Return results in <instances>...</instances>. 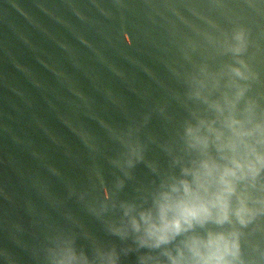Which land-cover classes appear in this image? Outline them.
Wrapping results in <instances>:
<instances>
[{"label":"water","instance_id":"obj_1","mask_svg":"<svg viewBox=\"0 0 264 264\" xmlns=\"http://www.w3.org/2000/svg\"><path fill=\"white\" fill-rule=\"evenodd\" d=\"M0 264H264V0H0Z\"/></svg>","mask_w":264,"mask_h":264},{"label":"clouds","instance_id":"obj_2","mask_svg":"<svg viewBox=\"0 0 264 264\" xmlns=\"http://www.w3.org/2000/svg\"><path fill=\"white\" fill-rule=\"evenodd\" d=\"M230 170H225V173L221 176V183L224 185L223 187H220L217 191L211 192L209 191L208 187L204 185H200V187L203 188L204 193L208 196L207 204H212L216 202H222L225 194L228 192H231V186L228 184L227 180L224 179V175H227ZM185 193L189 194L188 186L185 185ZM194 196L193 200H180L177 201L174 205H162L161 206V213H160V224H153L149 223L148 230H166L168 228L178 229L179 227V218H187L189 216H195L199 212H206L208 210L207 205L204 201L201 200V198L197 194H191ZM168 209L173 210L177 217L176 219H173L169 221L166 218V211Z\"/></svg>","mask_w":264,"mask_h":264}]
</instances>
